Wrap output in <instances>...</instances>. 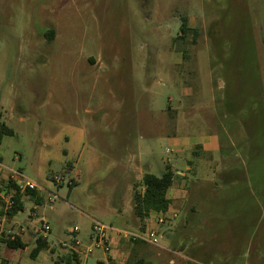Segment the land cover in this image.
<instances>
[{
	"label": "rangeland",
	"instance_id": "374dc122",
	"mask_svg": "<svg viewBox=\"0 0 264 264\" xmlns=\"http://www.w3.org/2000/svg\"><path fill=\"white\" fill-rule=\"evenodd\" d=\"M0 112L1 163L44 198L4 227L47 222L54 249L0 264H55L93 220L136 232L167 165L177 217L120 264H264V0H0Z\"/></svg>",
	"mask_w": 264,
	"mask_h": 264
},
{
	"label": "built area",
	"instance_id": "2783aa9c",
	"mask_svg": "<svg viewBox=\"0 0 264 264\" xmlns=\"http://www.w3.org/2000/svg\"><path fill=\"white\" fill-rule=\"evenodd\" d=\"M22 174L9 170L0 161V182L4 184L16 183V187L12 188L9 193L7 191H0V207L4 217H8V214L13 210L15 206L16 193L24 194L27 190H37L38 185L30 180L20 182L19 178H22ZM55 182L61 183L59 177L55 178ZM177 217V213L171 215V209L167 214H157L145 219L144 230L136 232L113 228L106 224L93 220L90 231L88 233L87 241L82 240L79 237L80 229L75 227L70 231L72 237L68 241L61 243V250L63 254L55 260V264H84L91 257H94L97 252L108 254L111 251V234H115L117 237L129 241L131 243L142 242L149 245L158 246L157 236L158 227L168 222L169 218ZM150 220H154L156 226L152 225ZM4 221H0V238L6 237L9 240L15 241L18 236L25 233L26 228L23 226H17L15 229H6L4 227ZM50 232V226L47 222L41 221L36 229V233L40 238L46 239L47 234ZM62 258V259H61ZM69 259L68 263L65 259Z\"/></svg>",
	"mask_w": 264,
	"mask_h": 264
},
{
	"label": "trees",
	"instance_id": "16d2710c",
	"mask_svg": "<svg viewBox=\"0 0 264 264\" xmlns=\"http://www.w3.org/2000/svg\"><path fill=\"white\" fill-rule=\"evenodd\" d=\"M191 29L187 25V19L183 20V25L181 27V36L180 39H185ZM194 42L196 37L198 36V30L194 29ZM45 37L48 41H53L54 31L47 30L45 32ZM2 113L0 112V126L2 131L8 133L10 130L7 129L6 125L1 122ZM175 173L173 172L170 165L166 166L165 171L161 176H156L150 173H146L142 179V191L135 188L134 190V210L136 216L139 218L140 223H143L145 219L150 216H154L157 214H167L170 208L173 205V201L168 197L169 190L175 184ZM16 187L15 182H11V184H4L0 182V191H9ZM26 199H34L37 204H42L44 202V198L40 196L36 190H27L24 194L19 192L16 193L15 197V206L13 210L8 214V217H12L17 215L19 212L24 211L25 209V200ZM3 214V213H2ZM144 224L142 225V229L144 230ZM0 243L5 244L9 249H25L27 244L23 242L22 237L18 236L15 241L9 240L6 237L0 238ZM140 243V242H136ZM49 242L46 239H42L38 237L35 242V247L32 249L30 256L35 259L38 254L49 248ZM62 259V258H61ZM68 263H70L69 259H65ZM136 264H144L143 260H139Z\"/></svg>",
	"mask_w": 264,
	"mask_h": 264
},
{
	"label": "crops",
	"instance_id": "0c3cea01",
	"mask_svg": "<svg viewBox=\"0 0 264 264\" xmlns=\"http://www.w3.org/2000/svg\"><path fill=\"white\" fill-rule=\"evenodd\" d=\"M171 189L168 192V197L173 201V198L170 196V192L172 191ZM34 211H35V209H34ZM15 216L16 215L6 218V217L3 216L2 211L0 210V221H5V220H2V219H7V221H10ZM144 223H145V221L140 224L139 228L135 227L136 231L141 230L142 229V225ZM9 229H16V227H11ZM35 229H37V228H35ZM25 236L26 237H30V238L34 237L35 240L39 237V235L36 233V230L35 231H30L29 229H26L25 233H23L21 235V237H23L22 240H23V242H25L27 244V246H28V243H27V241L24 238ZM81 239L84 240V241H87V237L85 239L84 238H81ZM111 239H112V241H111V248H112L111 251L108 254H102L104 258L95 257V262H94L95 264H104L106 262L113 263V264H120L121 263L120 260L123 257H125L126 259H129V258L132 257L134 252L135 253L136 252H138V253L142 252V248L140 247V245L143 244L142 242L128 244L127 242H129V241L123 240V239L117 237L115 234H111ZM46 240L49 242L48 238H46ZM49 245H50V243H49ZM4 248L5 249H9L5 244H1L0 243V251H2ZM10 250H13V249H10ZM16 250H22V249H16ZM45 250H51V252L54 251V249H51L50 246H49L48 249H45ZM40 253L38 254V256L40 255ZM61 255H59V256H61ZM38 256L36 258H38ZM2 263L3 264H8L6 259H4Z\"/></svg>",
	"mask_w": 264,
	"mask_h": 264
}]
</instances>
